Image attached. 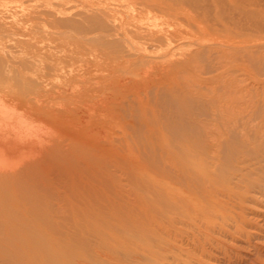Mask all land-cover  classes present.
Masks as SVG:
<instances>
[{
	"label": "bare ground",
	"instance_id": "1",
	"mask_svg": "<svg viewBox=\"0 0 264 264\" xmlns=\"http://www.w3.org/2000/svg\"><path fill=\"white\" fill-rule=\"evenodd\" d=\"M121 1L104 30L0 15V264H264V0ZM152 11L144 48L205 44L200 79L152 66L174 87L128 114L107 32Z\"/></svg>",
	"mask_w": 264,
	"mask_h": 264
},
{
	"label": "rangeland",
	"instance_id": "2",
	"mask_svg": "<svg viewBox=\"0 0 264 264\" xmlns=\"http://www.w3.org/2000/svg\"><path fill=\"white\" fill-rule=\"evenodd\" d=\"M85 1L87 4L85 3ZM117 1L121 3L117 4ZM155 1H157L158 3L160 1V3L162 4L167 3L169 5H173V7L181 5L185 7V9L190 8L189 4L192 5L191 0H155ZM139 6H140L139 3H135L131 1L128 3V2H123L121 0H52V1L51 0H0V15H6V19L9 17L7 19L8 22L12 21L14 17H32V16L41 18L42 20L44 19L54 20L56 22L54 25L58 29H61L63 31H73L74 30L73 32H78L83 29L104 30L102 25L106 22L105 20H107V22L110 20L111 23H119L121 18L125 15L126 16L127 15H130V16L137 15L136 14L137 11L135 13V10ZM91 7L95 9L92 10ZM152 12L144 16L142 19H140L139 22L138 20L135 22L132 21L130 25L131 31L129 30L130 33L122 38L124 41L123 40L121 41L119 39L120 37L117 39H112L113 34L107 32L108 40L116 42L119 45L118 46L119 49L126 56V60H125L126 71L127 72L134 71V78L132 79V81L134 80L136 84H133V86H131L132 84L129 85V83L126 82V84H128L126 88L127 89L126 95L129 96V93H130V96H131L130 97L131 100L126 96L127 107H128L126 108H127L128 114H132L131 113L132 112V107H131L132 102H136L137 104L140 105V107L143 108V106H145L144 104L147 102L148 97L149 99L152 97V91L154 92L156 89H158V90H161L163 94H167V93L169 94L171 92L175 83H172V81L167 80L164 76H160V75L156 76L154 74L149 76V78H144V76H142L144 74V71L148 69L149 70L153 69L157 64L158 65L163 64L165 60L167 59H168L167 62H170L169 63L170 67H168V70H167L168 72L172 73V75L175 74L178 77H180L181 74L185 75V76L182 75L184 78H182V76L180 77L183 80L178 79L179 82L176 81L179 85H181V83L184 80H186V78L191 81L196 82L197 84L199 82L198 80L200 79L197 76L193 75L192 63L195 61L196 63L200 61V59L198 58H201V57L197 54L201 50V48H203V46L204 48L207 47L205 46V44L199 45V46L184 45V46L178 47L177 49H174V48L169 49V47H167L166 44L163 42V43L155 45L154 49L147 50L144 48V46H146L145 42L140 37L138 38V36L136 35V31L139 30V28L137 27H140L141 25L144 27H149L152 30H156L157 25L161 24V21L163 23L167 19L172 20L169 14H166V16H164V14H162L160 11H152ZM106 14H108L112 18H109V16ZM180 23L184 27L187 24L186 21L180 22ZM45 25L49 26V24H45ZM182 25L180 26L179 24L177 28H179L180 26V29L185 30L186 28H184ZM112 45H115V44H112ZM167 49L168 51L170 50L169 52H172L175 50V54L176 52L177 54L176 55L174 54L175 55L174 56L173 54L170 53L169 55L164 56L166 53H168ZM185 49L188 50L187 53H185L186 52ZM190 49L192 50L194 54L193 59H190V57H188V52L191 51ZM176 67H179V68H176ZM183 71H185L186 73H184ZM155 81L157 82L159 81L158 84H156L157 82ZM148 87H150L149 90H148ZM134 114L136 113L134 112Z\"/></svg>",
	"mask_w": 264,
	"mask_h": 264
}]
</instances>
